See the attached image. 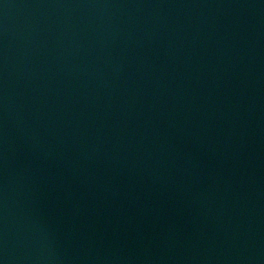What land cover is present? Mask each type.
<instances>
[{
    "label": "water",
    "instance_id": "95a60500",
    "mask_svg": "<svg viewBox=\"0 0 264 264\" xmlns=\"http://www.w3.org/2000/svg\"><path fill=\"white\" fill-rule=\"evenodd\" d=\"M0 264H264V0H0Z\"/></svg>",
    "mask_w": 264,
    "mask_h": 264
}]
</instances>
